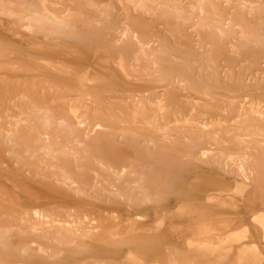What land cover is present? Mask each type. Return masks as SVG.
<instances>
[{
	"label": "rangeland",
	"instance_id": "rangeland-1",
	"mask_svg": "<svg viewBox=\"0 0 264 264\" xmlns=\"http://www.w3.org/2000/svg\"><path fill=\"white\" fill-rule=\"evenodd\" d=\"M0 264H264V0H0Z\"/></svg>",
	"mask_w": 264,
	"mask_h": 264
},
{
	"label": "bare ground",
	"instance_id": "bare-ground-1",
	"mask_svg": "<svg viewBox=\"0 0 264 264\" xmlns=\"http://www.w3.org/2000/svg\"><path fill=\"white\" fill-rule=\"evenodd\" d=\"M90 73V72H89ZM138 104V103H137ZM118 142V141H117ZM175 142V141H174ZM70 152V151H69ZM195 155V154H194ZM200 155H202V153L200 154ZM100 187V186H99ZM162 191V190H161ZM106 207H108V206H106ZM118 237V236H117Z\"/></svg>",
	"mask_w": 264,
	"mask_h": 264
}]
</instances>
